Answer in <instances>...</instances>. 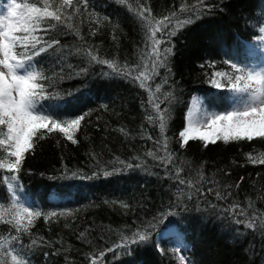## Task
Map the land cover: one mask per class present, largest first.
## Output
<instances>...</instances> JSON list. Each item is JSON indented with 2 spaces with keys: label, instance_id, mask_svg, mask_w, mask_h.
Masks as SVG:
<instances>
[{
  "label": "trees",
  "instance_id": "trees-1",
  "mask_svg": "<svg viewBox=\"0 0 264 264\" xmlns=\"http://www.w3.org/2000/svg\"><path fill=\"white\" fill-rule=\"evenodd\" d=\"M182 3L196 0H87L86 10L80 2V13L71 21L83 40L65 26L38 33L45 41H59L36 57L52 78L44 83L55 97L41 101L44 110L61 119H85L76 144L59 133L48 135L27 156L19 174L20 196L31 199L30 206L44 213H71L48 222L40 218L31 235H20L31 264H91L93 258L97 264H180L181 254L187 264H264V232L245 226L253 217L257 224L264 218V165L247 159L250 153L264 152V140L218 141L207 147L190 141L181 147L179 137L192 97L198 94L210 101L218 94L208 82L212 71L230 70L222 63L229 58L248 65L244 42L258 36L264 25V0H205L207 8L193 23L174 36L160 37L170 39V45L160 47L170 46L172 54L167 67L159 68L160 74L147 83L153 91L162 85L157 96L171 92L174 97L165 133L174 159L167 165L148 155H164L156 143L162 139L159 128L145 119L152 111L148 92L138 81L116 75L84 54L92 49L121 68L136 69L135 75L143 70L141 54L148 49L130 6L138 10L144 5L162 18ZM210 61L216 62L215 69L200 66ZM160 106L169 107L167 102ZM177 168L193 187L179 183ZM5 195L6 187L0 184V200ZM170 227L171 233H161ZM9 229L0 225L5 234ZM136 230L147 231L150 239L132 245L127 254L115 247L122 233Z\"/></svg>",
  "mask_w": 264,
  "mask_h": 264
},
{
  "label": "snow or ice",
  "instance_id": "snow-or-ice-1",
  "mask_svg": "<svg viewBox=\"0 0 264 264\" xmlns=\"http://www.w3.org/2000/svg\"><path fill=\"white\" fill-rule=\"evenodd\" d=\"M80 2L86 10L87 0H79L77 3H74V0H11L6 9H0V170H4L0 172V184L6 187V195L0 200V225L10 226L8 234L0 231V264H9V258L10 264H31L23 246L19 244L20 235H31V229L40 218L48 222L58 215H71L58 214L55 211L44 213L23 202L20 196L19 174L27 156L34 154L38 142L48 135L59 133L72 144L78 142L76 135L85 116L61 119L56 114L44 110L41 101L49 99L50 96L55 97L48 92L44 83L52 78L38 66L36 57L59 44L55 39L51 42L45 41L43 36L38 34L40 32L47 33L59 26H65L83 40L71 23L73 17L80 13ZM118 2L124 4L126 0ZM40 3L42 6H38ZM206 8L205 0H196L194 4L182 3L178 10L158 18L144 5H140L138 10L131 9L130 6L144 30L145 46L148 49L141 54L143 70L135 75L133 73L136 69L128 65L121 68L114 59H103L92 49L84 50L90 62L106 65L116 75L131 77L139 82L140 88L148 92V105L152 111L146 112L145 119L150 125L159 128L162 139L156 143L160 144L164 152L162 157L151 151L148 155L153 159L162 160L166 165L174 159L165 135L167 123L171 119V103L174 97L171 92L162 93V97L157 96L156 94L162 91V85L156 84L153 91L147 82L160 74L159 68L167 67L172 54L170 46L164 47L163 50L160 47L161 44L170 45V39L164 41L160 37L174 36L193 23ZM68 9L72 11L69 12ZM95 22L99 24L98 20ZM259 32L261 37L258 43L264 48V26L260 27ZM92 34L95 35L94 32ZM222 63L230 70H213L208 82L216 89H226L230 102L221 110H209L199 98L193 97L185 117L186 126L179 132L181 147H185L190 141H201L207 147L218 141L229 144L264 140V63L251 66L231 58L224 59ZM215 65V61H210L207 65L200 66L215 69ZM140 67V64L136 65V68ZM165 102L169 107L162 109L160 105ZM121 131L124 132L123 129ZM148 139L153 138L148 136ZM247 159L253 164L264 165V152L256 156L250 153ZM181 171V168L176 169V179L180 184L187 183L188 187H193L191 180L186 182L180 178ZM64 175H67V170ZM197 175L200 180L204 179L202 172ZM72 176L77 177V173L73 172ZM216 196L220 198L221 193L217 192ZM245 226L253 230L258 227L264 232V218L257 224L256 218L253 217ZM13 231L16 234H12ZM81 236L83 237L84 233H81ZM149 239L147 231L122 233L120 242L115 247L125 249L127 254L132 245L147 242ZM179 260L180 264H187L186 257L182 254ZM91 264H97V260L91 259Z\"/></svg>",
  "mask_w": 264,
  "mask_h": 264
},
{
  "label": "rangeland",
  "instance_id": "rangeland-1",
  "mask_svg": "<svg viewBox=\"0 0 264 264\" xmlns=\"http://www.w3.org/2000/svg\"><path fill=\"white\" fill-rule=\"evenodd\" d=\"M10 2H11V0L6 4L0 3V9H6L7 4H9ZM260 37H261V33L259 32L258 36H256L252 40L244 42L245 47H246L245 51L247 52V56L249 57L248 65L258 66L259 64L264 63V48H262L261 45L258 43ZM217 90H219V91H217L218 94H216V96H215L216 98L213 97L212 100H210L211 102L209 100H207L205 97L198 95V94L194 95L193 97L199 98V100L202 102L203 106L209 110H221L223 107L227 106L230 102L228 99L229 93L227 92L226 89H224L223 93H221L222 89H217ZM214 95L215 94H213V96ZM191 101H192V99H191ZM190 106H191V102H190ZM185 126H186V121H185ZM21 199L27 205H30L32 202L31 199L26 200L23 196H21ZM171 228H173V227H170L167 230H162L161 233L163 235L166 233L169 234L168 232H170V230L171 231L173 230Z\"/></svg>",
  "mask_w": 264,
  "mask_h": 264
}]
</instances>
